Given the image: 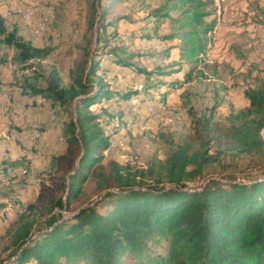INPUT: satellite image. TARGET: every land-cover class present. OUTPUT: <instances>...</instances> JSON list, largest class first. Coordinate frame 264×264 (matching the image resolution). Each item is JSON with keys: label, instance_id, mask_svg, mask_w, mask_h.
<instances>
[{"label": "trees", "instance_id": "obj_1", "mask_svg": "<svg viewBox=\"0 0 264 264\" xmlns=\"http://www.w3.org/2000/svg\"><path fill=\"white\" fill-rule=\"evenodd\" d=\"M214 11L215 0H164L155 14L170 20L173 30L165 38L179 43L180 59L199 63L216 26L215 18L207 20ZM0 42L12 46L21 62L48 54L15 26L7 30L1 17ZM113 62L132 66L125 58ZM99 66L91 60L67 85L53 70L46 87L25 91L70 104L73 116L64 125V150L52 157L36 197L0 235L8 264H264V175L187 185L225 152L262 150L264 82L245 91L248 105L228 125L210 114L169 147L158 165L133 170L116 160L103 163L109 139L90 107L98 99H125L138 91H114L95 80ZM88 180L104 193L63 218ZM51 211L55 219L37 227Z\"/></svg>", "mask_w": 264, "mask_h": 264}, {"label": "rangeland", "instance_id": "obj_2", "mask_svg": "<svg viewBox=\"0 0 264 264\" xmlns=\"http://www.w3.org/2000/svg\"><path fill=\"white\" fill-rule=\"evenodd\" d=\"M163 1L0 0L6 29L15 26L24 39L48 50L41 59L21 62L12 46L0 42V147H15L21 153L25 149L32 155L41 147H55L56 152L65 147L63 129L73 107L25 91L29 86L46 87L53 70L67 85L71 74L86 69L91 60L100 64L95 80L114 91H138L125 99H98L90 107L100 114L109 139L104 164L116 160L133 170H146L162 162L169 147L200 119L211 114L228 125L233 113L248 105L245 91L264 82V0H215V11L207 20L215 18L216 26L199 63L181 60L179 43L165 38L173 27L168 18L155 14ZM118 57L132 66L114 63ZM261 136L264 140V128ZM18 161L5 163L11 171L27 166ZM11 173L13 182L26 179ZM263 175L264 147L258 153L225 152L187 185ZM103 193L86 181L80 197L62 211L63 218L80 205L98 201ZM55 215L56 211L46 213L36 226L46 227ZM2 245L0 241V264H8Z\"/></svg>", "mask_w": 264, "mask_h": 264}, {"label": "crops", "instance_id": "obj_3", "mask_svg": "<svg viewBox=\"0 0 264 264\" xmlns=\"http://www.w3.org/2000/svg\"><path fill=\"white\" fill-rule=\"evenodd\" d=\"M4 148L0 147V195L2 197L0 200V235L17 219V205L19 202L29 203L34 200L39 188V176H44L45 172L51 170L52 157L64 150V147H61L60 151L56 152L54 151L56 150L55 147H41L36 155H32L25 149L21 153V151L17 152L15 147ZM23 154L26 157H23ZM15 158L26 161L27 166L16 167L13 170L17 172L18 177H25L26 179L13 182L14 180L10 177L13 171L6 163L11 160L14 161ZM3 176L9 177L7 184L2 182L1 177Z\"/></svg>", "mask_w": 264, "mask_h": 264}, {"label": "built area", "instance_id": "obj_4", "mask_svg": "<svg viewBox=\"0 0 264 264\" xmlns=\"http://www.w3.org/2000/svg\"><path fill=\"white\" fill-rule=\"evenodd\" d=\"M23 173H25V171H23ZM1 180L3 183L7 184L9 182V177L3 176L1 177ZM2 199L1 195H0V200ZM26 204H18V208H17V213L20 214L21 212H23L25 210Z\"/></svg>", "mask_w": 264, "mask_h": 264}, {"label": "bare ground", "instance_id": "obj_5", "mask_svg": "<svg viewBox=\"0 0 264 264\" xmlns=\"http://www.w3.org/2000/svg\"><path fill=\"white\" fill-rule=\"evenodd\" d=\"M4 107V106H3ZM2 119V118H1ZM5 123V122H4ZM24 138V137H23Z\"/></svg>", "mask_w": 264, "mask_h": 264}]
</instances>
